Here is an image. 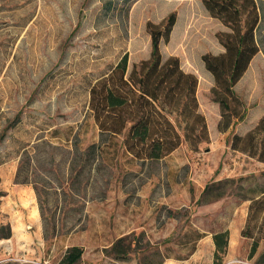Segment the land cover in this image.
I'll use <instances>...</instances> for the list:
<instances>
[{
  "label": "rangeland",
  "instance_id": "obj_1",
  "mask_svg": "<svg viewBox=\"0 0 264 264\" xmlns=\"http://www.w3.org/2000/svg\"><path fill=\"white\" fill-rule=\"evenodd\" d=\"M257 4L259 53L235 87L245 119L220 133L211 93L215 82L202 57L224 51L218 36L228 29L202 0H0V204L13 214L17 231L27 219V206L13 198L22 188L34 193L49 253L60 252L70 236L93 227L88 209L103 211L98 206L116 199L119 191L128 201L152 192L156 228L171 234L161 244L140 243L136 249L142 254L157 250L156 259L193 225L207 233L241 231L247 199L264 190V164L228 147L233 134H244L264 117V0ZM171 14L176 23L160 50L164 60L178 58L182 70L197 77L199 111L210 140L198 152L181 144L163 161H138L122 139L105 143L90 111V92L125 55L129 71L148 60L147 24H160ZM93 145L102 149L95 152ZM1 223L0 239L11 237L10 225ZM248 247L246 241V260L235 264L264 258V239L252 260Z\"/></svg>",
  "mask_w": 264,
  "mask_h": 264
},
{
  "label": "trees",
  "instance_id": "obj_2",
  "mask_svg": "<svg viewBox=\"0 0 264 264\" xmlns=\"http://www.w3.org/2000/svg\"><path fill=\"white\" fill-rule=\"evenodd\" d=\"M202 1L209 14L228 29L218 36L224 51L202 57L205 70L215 82L211 93L220 112L218 130L227 133L245 119V107L235 87L259 53L256 32L261 17L257 0ZM175 23V14L160 24L148 23L150 58L129 71L125 55L90 92V111L105 143L116 145L122 139V146L134 160L158 162L181 144L198 152L201 144L210 140L206 120L199 111L197 77L182 70L178 58L164 60L160 50L162 41L169 42ZM228 147L233 153L264 164V117L244 134H233ZM90 149L96 152L102 146ZM247 200L248 217L241 235L252 240V260L264 239V190ZM3 237L9 238L10 233ZM228 237V232L214 236L216 259L220 261L226 255ZM82 255L83 249L70 248L59 264H78ZM257 264H264V258Z\"/></svg>",
  "mask_w": 264,
  "mask_h": 264
},
{
  "label": "crops",
  "instance_id": "obj_3",
  "mask_svg": "<svg viewBox=\"0 0 264 264\" xmlns=\"http://www.w3.org/2000/svg\"><path fill=\"white\" fill-rule=\"evenodd\" d=\"M167 158L168 156L160 161ZM118 193L116 199L104 206H98L103 211L89 212L88 209V218L95 223L93 227L70 236L60 252L53 250L49 253L42 242L34 193L30 188L16 191L13 198L27 206L23 212L27 219L24 227L19 225L20 232L17 231L16 220L14 223L11 218L13 214L9 208L4 207L5 203L0 204V214H3L0 215V226L3 220L11 229L10 238L0 239V264H59L68 249L75 247L83 249L78 264H235L234 260H246V241L249 242V259L252 240L243 238L241 233L246 225L250 203L246 206V217L241 231L226 228L207 233L193 225L175 240L171 249L166 248L162 252L158 250L159 259H156L154 253L157 250L142 254L136 249V245L140 243L150 246L161 244L159 240L167 239L171 234L170 231L156 228L152 192H139L131 201L127 200L124 192ZM8 198L11 201L12 197L8 195ZM149 202L152 206H149ZM169 209L170 207L167 210ZM222 232H228L229 237L226 255L220 261L216 259L214 236ZM172 251H175L174 254Z\"/></svg>",
  "mask_w": 264,
  "mask_h": 264
}]
</instances>
